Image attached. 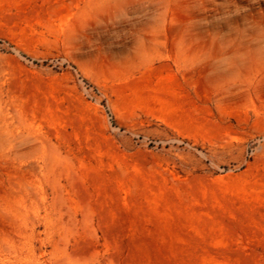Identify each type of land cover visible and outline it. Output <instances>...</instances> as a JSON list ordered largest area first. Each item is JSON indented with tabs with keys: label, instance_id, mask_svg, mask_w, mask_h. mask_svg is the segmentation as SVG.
Returning <instances> with one entry per match:
<instances>
[{
	"label": "rangeland",
	"instance_id": "rangeland-1",
	"mask_svg": "<svg viewBox=\"0 0 264 264\" xmlns=\"http://www.w3.org/2000/svg\"><path fill=\"white\" fill-rule=\"evenodd\" d=\"M0 264H264V0H0Z\"/></svg>",
	"mask_w": 264,
	"mask_h": 264
}]
</instances>
